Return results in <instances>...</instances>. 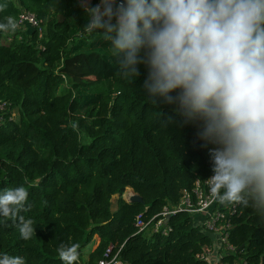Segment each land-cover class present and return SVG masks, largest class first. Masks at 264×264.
<instances>
[{"label": "trees", "instance_id": "trees-1", "mask_svg": "<svg viewBox=\"0 0 264 264\" xmlns=\"http://www.w3.org/2000/svg\"><path fill=\"white\" fill-rule=\"evenodd\" d=\"M86 2L103 8L101 0ZM0 4L7 5L0 22L17 20L22 9L40 20V30L28 25L8 41V31H0V100L9 102L0 124V191L24 185L30 210L21 214L37 224V235L26 241L0 216V253L23 256L26 264H62L58 246L78 243L80 264H96L110 245L112 252L120 248L125 264H204L196 254L210 234L186 212L170 215L166 235L136 232L133 222L136 214L177 203L182 189L212 173L209 150L216 145L201 138L202 122H185L179 105L162 98L151 103L146 65H138L136 79L117 75L106 29L84 31L85 0ZM79 90L91 94L87 101ZM125 187L142 202L125 200ZM237 209L228 239L247 264H264V216ZM94 235L98 243L86 253Z\"/></svg>", "mask_w": 264, "mask_h": 264}, {"label": "clouds", "instance_id": "clouds-1", "mask_svg": "<svg viewBox=\"0 0 264 264\" xmlns=\"http://www.w3.org/2000/svg\"><path fill=\"white\" fill-rule=\"evenodd\" d=\"M101 4L103 10L85 0L83 28L87 33L106 29L117 75L136 79L138 65H146L144 88L151 103L162 98L178 104L185 122L201 121V138L216 145L209 150L213 175L206 180L211 199L264 216V0ZM6 8L0 4V12ZM18 26L6 16L0 31ZM29 195L24 185L0 191V216L11 219L26 241L37 235L36 222L21 214L30 210ZM79 248L61 243L56 251L62 264H80ZM0 264H26V259L3 252Z\"/></svg>", "mask_w": 264, "mask_h": 264}, {"label": "built area", "instance_id": "built-area-1", "mask_svg": "<svg viewBox=\"0 0 264 264\" xmlns=\"http://www.w3.org/2000/svg\"><path fill=\"white\" fill-rule=\"evenodd\" d=\"M101 10H103L102 7ZM39 21L32 12L22 9L17 17L19 26L16 31H21L20 29H25L28 25L40 30ZM6 33L5 39L8 41L11 39L13 31ZM8 107V101L0 100V124L4 121ZM13 115L14 111H11V116ZM212 175L213 172L203 179H195L191 188L182 189L177 203L165 204L158 213L151 216H145L142 213L136 214L133 221L136 232H142L146 235L159 232L166 235L170 231L168 222H165L166 217L177 211H184L192 218L194 224L199 226L202 231L210 234V241L204 244L196 254L198 259L202 260L204 264H247L244 259L238 256V247L228 239L231 216L239 213L238 204L226 206L211 199L206 180ZM119 250L120 248L112 252L110 245L96 264H125L119 258ZM228 254L237 255L239 259L231 261L225 257Z\"/></svg>", "mask_w": 264, "mask_h": 264}, {"label": "rangeland", "instance_id": "rangeland-1", "mask_svg": "<svg viewBox=\"0 0 264 264\" xmlns=\"http://www.w3.org/2000/svg\"><path fill=\"white\" fill-rule=\"evenodd\" d=\"M96 5H98V3L96 4ZM78 93H79V95H81V96H84V98H85V101H87V99L91 96V94H89L88 92H86L85 90H79L78 91ZM84 106L82 105H80V107L78 108V110H77V113H83V110H84ZM15 112H14V117H15ZM127 189H126V187H125V189H124V191H123V193H122V197L125 199V200H127L128 199V197L132 194V193H134V190L130 187V191H126ZM117 198H118V194H114L112 197H111V201H112V205H111V208H112V210H115L116 209V207H117ZM98 243V237H97V235H94L93 236V243L92 244H90V245H86L85 246V252L87 253L88 251H89V249L91 248V247H95L96 246V244Z\"/></svg>", "mask_w": 264, "mask_h": 264}, {"label": "water", "instance_id": "water-1", "mask_svg": "<svg viewBox=\"0 0 264 264\" xmlns=\"http://www.w3.org/2000/svg\"><path fill=\"white\" fill-rule=\"evenodd\" d=\"M127 201H139V202H142V197L137 192H134L128 197ZM169 217H170V215H168L166 217L165 222H168Z\"/></svg>", "mask_w": 264, "mask_h": 264}, {"label": "bare ground", "instance_id": "bare-ground-1", "mask_svg": "<svg viewBox=\"0 0 264 264\" xmlns=\"http://www.w3.org/2000/svg\"><path fill=\"white\" fill-rule=\"evenodd\" d=\"M126 189H127L128 191H130V187H127ZM127 190H126V191H127Z\"/></svg>", "mask_w": 264, "mask_h": 264}]
</instances>
